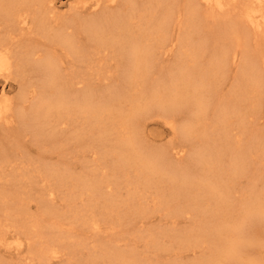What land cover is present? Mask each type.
Here are the masks:
<instances>
[{"label": "bare ground", "instance_id": "1", "mask_svg": "<svg viewBox=\"0 0 264 264\" xmlns=\"http://www.w3.org/2000/svg\"><path fill=\"white\" fill-rule=\"evenodd\" d=\"M55 2L0 0V79L18 88L0 108V264H162L173 247L167 264H263L264 0ZM155 118L180 141L146 147ZM30 129L107 171L75 153L29 168ZM155 206L174 228L140 235L153 257L119 249ZM116 226L131 231L101 239Z\"/></svg>", "mask_w": 264, "mask_h": 264}, {"label": "rangeland", "instance_id": "2", "mask_svg": "<svg viewBox=\"0 0 264 264\" xmlns=\"http://www.w3.org/2000/svg\"><path fill=\"white\" fill-rule=\"evenodd\" d=\"M67 0H56L55 4H56V8L60 11L65 10L67 7ZM185 47L180 46L178 48V51H182ZM166 63V62H163ZM157 87V86H156ZM18 95V88L15 86V83L12 82L11 80H9L8 82H4L2 79H0V108H3L7 102L12 101L14 98L17 99ZM6 101V102H5ZM40 101V99L38 100V102ZM38 104V103H37ZM35 119V118H34ZM32 120L34 122H36L35 120ZM79 123H77V125H81V120L79 119L78 121ZM257 122H262V119H259V121ZM259 124V123H258ZM64 125V124H62ZM66 126V125H64ZM83 126V125H82ZM261 126V125H259ZM72 128V126H70ZM69 127V128H70ZM264 127V126H261ZM66 129V133L67 130ZM69 131V130H68ZM142 136L144 137V141H142V143L146 146H166L167 143L171 140L173 141H180L179 138L177 139L175 136L172 135L171 131L169 130L168 126L164 125L163 121L160 119L155 118L154 120H148L146 123V127L144 129V131L141 133ZM43 138V137H42ZM41 137L37 136L36 133L33 131V129H30V131L26 132V134L23 136V139H21L22 142V147L21 150H19V152L17 153V155H19L20 157H27L28 159H31L32 162L28 161V167L31 168L34 165H38V163H34L35 161H37V159L40 157V160H43V157H51L52 160L57 159L58 157H65V159L67 157H69L70 155L74 154L77 156V158H75V160L77 161L78 159V163L77 166H81L83 167L84 165H86L88 168H97L99 171H107L106 167H104V164L101 163V161L99 159H97L96 153H93L94 149H91L90 147L87 146H83L79 145V143L75 144V143H68L65 146H62L61 148H55L53 146V144L50 141H47L46 139L43 140ZM4 139V135H2L1 130H0V142L1 140ZM62 139V138H60ZM182 139V138H180ZM59 140V139H58ZM179 143V142H178ZM75 147V148H74ZM48 150V151H47ZM7 152H9V150H7ZM26 158V159H27ZM49 159V158H48ZM259 185V183H258ZM120 186H123L122 184ZM131 186V185H130ZM144 196L146 197V200L150 201V203L154 202L155 199H153L151 197V195L147 192H144ZM160 206H155L156 208H159ZM103 209V206H102ZM33 211V209H32ZM34 212V211H33ZM100 213L99 215L102 214V210H97L94 214V217L98 218L99 215L97 213ZM165 210H162L159 208V210H157L156 213L152 214V217L144 220L146 222V225L144 228L142 229H138L137 233H128L126 230H129V232L131 231V228L124 227V226H116L114 228V231H109V233H102L101 235V239L102 240H106V236L113 234V236L117 235V232H120L121 229H124L126 232L123 234L124 235V239H121L120 241L117 242L118 245H121V247L119 249H123L127 248L128 245L132 246V245H137V249L139 250V254L142 255H148L151 257H153V252H152V248L146 243V240L142 237H140V235L144 234L145 231L148 230H152V229H156L159 228L160 226H163L165 228L172 227L174 225H171L172 223H170V220L164 216ZM185 221H184V220ZM178 224L175 227L176 229H181L180 227H184L183 225L187 226L188 222L186 221L185 218H179L177 219ZM99 224L101 222H98ZM160 225V226H159ZM178 227V228H177ZM105 229V228H104ZM13 243V242H11ZM177 251H181L183 252L182 254H185L186 252L183 250H179L177 247H173L172 250L170 251H161L158 252L157 257L153 258V262L156 258V260H158L159 262L161 261L162 264H167L168 258H173V252ZM164 252V253H163ZM162 253V254H161ZM179 253V252H178ZM167 255V256H166ZM188 258H191L190 256ZM264 258V257H263ZM66 259V258H65ZM184 260H187L186 257H184ZM55 261V262H54ZM59 260H51V263H56ZM61 262V261H60ZM57 264V263H56ZM263 264H264V260H263Z\"/></svg>", "mask_w": 264, "mask_h": 264}]
</instances>
